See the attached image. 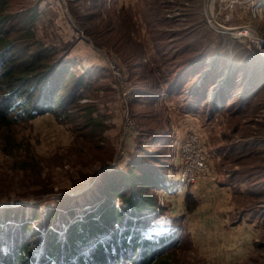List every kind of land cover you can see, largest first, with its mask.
Returning <instances> with one entry per match:
<instances>
[{"label": "rangeland", "instance_id": "1", "mask_svg": "<svg viewBox=\"0 0 264 264\" xmlns=\"http://www.w3.org/2000/svg\"><path fill=\"white\" fill-rule=\"evenodd\" d=\"M207 3L12 0L14 17H35L29 27L53 66L70 68L60 94L74 109L0 125V221L12 211L34 225L61 203L60 215L81 219L105 203L117 173L145 161L168 186L150 190L146 234L177 243L161 264H264V52L217 31ZM250 11L226 26L251 23L264 36V12ZM194 134L212 172L196 190L177 179ZM222 203L230 224L214 225Z\"/></svg>", "mask_w": 264, "mask_h": 264}, {"label": "trees", "instance_id": "2", "mask_svg": "<svg viewBox=\"0 0 264 264\" xmlns=\"http://www.w3.org/2000/svg\"><path fill=\"white\" fill-rule=\"evenodd\" d=\"M11 6L12 0H0V125L59 107L73 110L60 94L73 79L70 68L53 66L52 53L29 27L35 17H14ZM165 180L153 163L136 160L108 184L105 203L81 219L60 215L57 208L64 203L47 212L43 222L34 214V225L7 211L0 221V264H161L176 248L174 235L152 238L146 232L157 207L150 190L167 188Z\"/></svg>", "mask_w": 264, "mask_h": 264}, {"label": "built area", "instance_id": "3", "mask_svg": "<svg viewBox=\"0 0 264 264\" xmlns=\"http://www.w3.org/2000/svg\"><path fill=\"white\" fill-rule=\"evenodd\" d=\"M207 4L209 8L212 7L210 14L208 13L209 22L217 31L232 32L237 38H246L264 52V36L251 23L242 26H226V24L238 18L240 11L249 10L250 7V12L253 15L264 12L262 0H208ZM238 29L245 34L235 35ZM127 94L128 92L125 91V96ZM211 176L212 172L207 156L201 147V138L198 134H194L181 146V169L177 176L178 186L182 185L186 186L187 189L191 187L196 190L199 189L203 181L211 178ZM179 192L178 188H174V194Z\"/></svg>", "mask_w": 264, "mask_h": 264}, {"label": "crops", "instance_id": "4", "mask_svg": "<svg viewBox=\"0 0 264 264\" xmlns=\"http://www.w3.org/2000/svg\"><path fill=\"white\" fill-rule=\"evenodd\" d=\"M239 78V77H238ZM237 78V79H238ZM217 85V83H215ZM214 84V85H215ZM245 84H248V80L245 81ZM214 189L212 190H208L207 192L204 190V193L202 194L203 196H206V200H208V198H210L212 195H221V193H219L218 191H216V188L215 190L213 191ZM229 189H226V191H228ZM230 193V192H228ZM219 196H218V199H219ZM218 199L216 200L215 198L213 199V202H217ZM229 199V198H228ZM225 200V199H224ZM215 202V203H216ZM224 202V201H223ZM225 204H227L228 206V202H226ZM219 208H221V210H219L221 212V217L219 215H213V212L211 213V215H213V218H214V225H218L219 223H221L222 225L226 226L227 224H230V220H229V215L227 213H225V210H224V204L222 203ZM208 222H212L211 221H208ZM231 226V225H230ZM217 231L218 233L221 232V229L220 228H217ZM244 231H246V229L244 228L243 230V233L241 232V238L243 237L244 238V234H246L247 232L244 233ZM234 232V231H232ZM229 233V232H228ZM243 234V235H242ZM235 239V238H239V235L237 237H233L232 236V239Z\"/></svg>", "mask_w": 264, "mask_h": 264}, {"label": "bare ground", "instance_id": "5", "mask_svg": "<svg viewBox=\"0 0 264 264\" xmlns=\"http://www.w3.org/2000/svg\"><path fill=\"white\" fill-rule=\"evenodd\" d=\"M211 8H212V7H210V8L208 9V13H209V14H210ZM247 33H249V32H247ZM244 34H245V33L242 32V31H240L239 29L235 32V35H237V36L244 35Z\"/></svg>", "mask_w": 264, "mask_h": 264}]
</instances>
